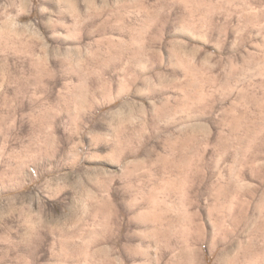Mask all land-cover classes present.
<instances>
[{
	"label": "rangeland",
	"instance_id": "obj_1",
	"mask_svg": "<svg viewBox=\"0 0 264 264\" xmlns=\"http://www.w3.org/2000/svg\"><path fill=\"white\" fill-rule=\"evenodd\" d=\"M107 263L264 264V0H0V264Z\"/></svg>",
	"mask_w": 264,
	"mask_h": 264
},
{
	"label": "bare ground",
	"instance_id": "obj_2",
	"mask_svg": "<svg viewBox=\"0 0 264 264\" xmlns=\"http://www.w3.org/2000/svg\"><path fill=\"white\" fill-rule=\"evenodd\" d=\"M195 254H196V253H195ZM109 260H110V258H109ZM109 260H108V261H109ZM110 262H112V261H110ZM107 264H108V263H107Z\"/></svg>",
	"mask_w": 264,
	"mask_h": 264
}]
</instances>
